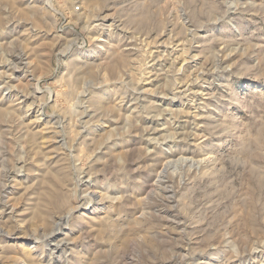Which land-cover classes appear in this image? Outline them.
<instances>
[{
  "label": "rangeland",
  "instance_id": "374dc122",
  "mask_svg": "<svg viewBox=\"0 0 264 264\" xmlns=\"http://www.w3.org/2000/svg\"><path fill=\"white\" fill-rule=\"evenodd\" d=\"M49 1L0 0V264H264V0Z\"/></svg>",
  "mask_w": 264,
  "mask_h": 264
},
{
  "label": "bare ground",
  "instance_id": "6f19581e",
  "mask_svg": "<svg viewBox=\"0 0 264 264\" xmlns=\"http://www.w3.org/2000/svg\"><path fill=\"white\" fill-rule=\"evenodd\" d=\"M48 4H50V1H49V0H48ZM3 74H4V73H3ZM37 89H38V87H37ZM48 92H49V90H48ZM36 108H38V107H36ZM39 108H40V107H39ZM36 111H37V110H36ZM39 111H41V109H40ZM184 113H185V112H184ZM185 114H186V113H185ZM70 126H71V125H70ZM31 143H32V142H31ZM124 143H125V141H124ZM120 144H121V142H120ZM126 145H127V144H126ZM126 145H125V146H126ZM119 146L121 147L122 144L119 145ZM123 147H124V146H123ZM121 148H122V147H121ZM121 148H120V149H121ZM122 149H123V148H122ZM126 152H127V151H126ZM164 161H165V160H164ZM178 161L180 162L181 159L178 158V160H176V161H174V162H173V161H166V162H164L163 165H161V164H160V165H161L163 168L166 169V168H168V165H169V164H172V163L177 164ZM200 162H201V161L197 162V166L199 165ZM205 162H206V161H205ZM201 163H202V162H201ZM178 164H179V163H178ZM193 164H194V163H193ZM160 165H159V166H160ZM195 165H196V164H195ZM176 166H177V165H176ZM202 166H203V165H202ZM206 167H207V166H206ZM165 169L161 170L160 172L158 171V173H159V174L164 173V172H165ZM195 170H196V169H195ZM165 174H166V173H165ZM177 174H178V173H177ZM157 176H158V175H157ZM175 176H176V175H175ZM158 177H159V176H158ZM167 178H168V177H167ZM175 178H176V177H175ZM158 181H160V180H158ZM92 187H93V186H92ZM90 189H91V188H90ZM93 189H94V188H93ZM91 191H92V190H91ZM91 191H90V192H91ZM94 193H95V192H94ZM92 194H93V193H92ZM91 196H92V195L89 194L88 197H84L83 200H84L85 202H88L89 200H91ZM120 201H121V200H120ZM90 202H91V201H90ZM94 202H95V201H94ZM67 219H68V218H67Z\"/></svg>",
  "mask_w": 264,
  "mask_h": 264
}]
</instances>
